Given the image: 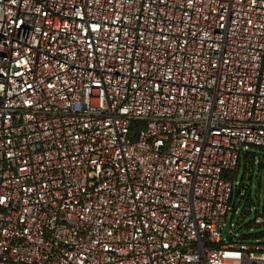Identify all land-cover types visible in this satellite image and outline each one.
I'll use <instances>...</instances> for the list:
<instances>
[{
	"label": "built area",
	"instance_id": "obj_1",
	"mask_svg": "<svg viewBox=\"0 0 264 264\" xmlns=\"http://www.w3.org/2000/svg\"><path fill=\"white\" fill-rule=\"evenodd\" d=\"M247 147L264 0H0V264H264Z\"/></svg>",
	"mask_w": 264,
	"mask_h": 264
},
{
	"label": "rangeland",
	"instance_id": "obj_2",
	"mask_svg": "<svg viewBox=\"0 0 264 264\" xmlns=\"http://www.w3.org/2000/svg\"><path fill=\"white\" fill-rule=\"evenodd\" d=\"M245 154L253 156L256 159V164L250 168V172H247L246 175L243 168L239 173L236 186L240 187L241 183L245 181L246 188L241 189L242 195L238 199L235 216L233 217V211L228 216L225 233L230 230L232 223L235 238L240 242L264 243V225H254L257 214H264V168L260 165V162L264 165V151L247 147ZM245 154L241 157L242 166ZM251 156L247 157L248 161Z\"/></svg>",
	"mask_w": 264,
	"mask_h": 264
},
{
	"label": "trees",
	"instance_id": "obj_3",
	"mask_svg": "<svg viewBox=\"0 0 264 264\" xmlns=\"http://www.w3.org/2000/svg\"><path fill=\"white\" fill-rule=\"evenodd\" d=\"M252 148L261 149V150L264 151V148H259V147H252ZM248 156H251V155L245 154V156H244V165L243 166L241 164V158H240L238 166H237V168H236V170L234 172L233 190H232V198H231V204H232V207H233V213H236V211H237V202H238V199L240 198V196L242 195V190L241 189H245L246 188V185L244 184L245 181H243V183H241L240 187L236 186V184L238 183L239 173H240L241 169L243 168L244 172H245V175H246L247 172H250V168L256 164V159L253 156H251L249 161H248L247 160ZM260 165H261V167L264 168V165L262 164V162H260Z\"/></svg>",
	"mask_w": 264,
	"mask_h": 264
},
{
	"label": "water",
	"instance_id": "obj_4",
	"mask_svg": "<svg viewBox=\"0 0 264 264\" xmlns=\"http://www.w3.org/2000/svg\"><path fill=\"white\" fill-rule=\"evenodd\" d=\"M226 240H227L228 242H230V241H231V237H230L229 235H227V236H226Z\"/></svg>",
	"mask_w": 264,
	"mask_h": 264
}]
</instances>
